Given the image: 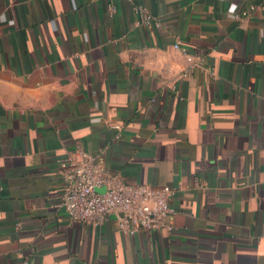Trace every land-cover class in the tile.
Instances as JSON below:
<instances>
[{"label":"crops","instance_id":"1","mask_svg":"<svg viewBox=\"0 0 264 264\" xmlns=\"http://www.w3.org/2000/svg\"><path fill=\"white\" fill-rule=\"evenodd\" d=\"M78 148L174 229L72 218ZM0 264H264V0H0Z\"/></svg>","mask_w":264,"mask_h":264},{"label":"built area","instance_id":"2","mask_svg":"<svg viewBox=\"0 0 264 264\" xmlns=\"http://www.w3.org/2000/svg\"><path fill=\"white\" fill-rule=\"evenodd\" d=\"M254 8L239 9L235 17L243 19ZM135 10L141 23L153 27L161 25L160 19L146 5H136ZM174 46L191 58L180 42ZM182 75L187 76V73L183 72ZM115 127L120 128V125ZM60 171L64 180L60 205L65 207L72 218L98 226L113 215L124 233H134L141 229L153 232L174 229L168 219L177 213V209L170 203V198L176 193L175 188L127 182L112 173L96 154L85 148L69 153L61 161ZM103 187L105 191H100L99 188Z\"/></svg>","mask_w":264,"mask_h":264},{"label":"water","instance_id":"3","mask_svg":"<svg viewBox=\"0 0 264 264\" xmlns=\"http://www.w3.org/2000/svg\"><path fill=\"white\" fill-rule=\"evenodd\" d=\"M99 190H100V191H105V188H104V187H103V188H99Z\"/></svg>","mask_w":264,"mask_h":264}]
</instances>
